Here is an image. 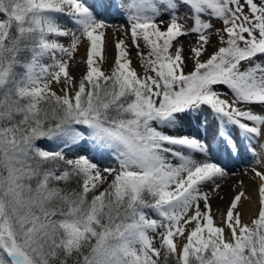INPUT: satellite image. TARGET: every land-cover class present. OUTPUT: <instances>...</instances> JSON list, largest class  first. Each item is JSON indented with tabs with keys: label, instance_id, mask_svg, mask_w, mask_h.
Here are the masks:
<instances>
[{
	"label": "snow or ice",
	"instance_id": "snow-or-ice-1",
	"mask_svg": "<svg viewBox=\"0 0 264 264\" xmlns=\"http://www.w3.org/2000/svg\"><path fill=\"white\" fill-rule=\"evenodd\" d=\"M0 264H264V0H0Z\"/></svg>",
	"mask_w": 264,
	"mask_h": 264
},
{
	"label": "bare ground",
	"instance_id": "bare-ground-1",
	"mask_svg": "<svg viewBox=\"0 0 264 264\" xmlns=\"http://www.w3.org/2000/svg\"><path fill=\"white\" fill-rule=\"evenodd\" d=\"M88 2H89V3H98L99 1H98V0H91V2H90V1H88ZM106 17H107L108 22L111 23L113 26H119L120 24H119V23H115V22H118V21H119V22H122V20H123V19L117 17V16H116L115 14H113L112 12H110V14H108ZM113 30H114V29H109V32H108L109 40H110V41H111V39H112ZM248 166H249V165H248L247 163H245L243 160H240V161H233V162H232V167H233L235 170H237V171H239V172H241V173L247 171ZM233 179H235V178H229V180L227 181V184H226V186H225V192H227V185H228V184H231ZM245 179H247V178L245 177ZM216 203H217V201H214V202H213L214 206L216 205Z\"/></svg>",
	"mask_w": 264,
	"mask_h": 264
},
{
	"label": "rangeland",
	"instance_id": "rangeland-1",
	"mask_svg": "<svg viewBox=\"0 0 264 264\" xmlns=\"http://www.w3.org/2000/svg\"><path fill=\"white\" fill-rule=\"evenodd\" d=\"M115 23H119L120 25H122L124 23V21L122 20V22H115ZM215 207V206H214Z\"/></svg>",
	"mask_w": 264,
	"mask_h": 264
}]
</instances>
